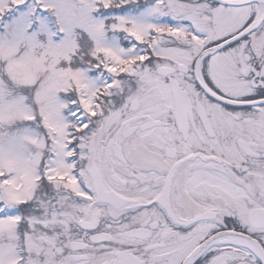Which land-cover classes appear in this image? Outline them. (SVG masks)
I'll list each match as a JSON object with an SVG mask.
<instances>
[{
	"label": "snow or ice",
	"instance_id": "snow-or-ice-1",
	"mask_svg": "<svg viewBox=\"0 0 264 264\" xmlns=\"http://www.w3.org/2000/svg\"><path fill=\"white\" fill-rule=\"evenodd\" d=\"M0 264H264V0H0Z\"/></svg>",
	"mask_w": 264,
	"mask_h": 264
}]
</instances>
